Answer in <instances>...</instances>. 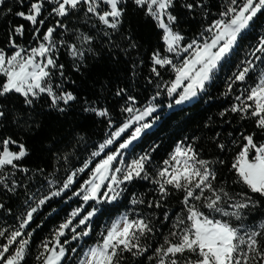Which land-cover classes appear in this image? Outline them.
<instances>
[{"label": "snow or ice", "instance_id": "1", "mask_svg": "<svg viewBox=\"0 0 264 264\" xmlns=\"http://www.w3.org/2000/svg\"><path fill=\"white\" fill-rule=\"evenodd\" d=\"M131 2L161 30L164 52L175 56L173 59L162 54L159 49L154 51L151 72L157 77L161 75L160 68L170 69L174 73V79L166 82L164 87L169 97L176 94V105L206 90V84L228 61L239 39L251 28L258 14L264 12V0H229L225 10L219 14L220 18L212 21L199 39H193L185 45L181 43L184 36L174 30L178 19L173 14L176 0ZM3 3L4 0H0V4ZM15 3L23 10L13 14L32 26L34 46L16 43L15 37H22L26 30L23 24H19L10 29V37L6 42L11 46L10 49L0 47V127L10 112L5 101L13 95L22 97L29 109L42 97H47L50 110L65 113L77 97L63 86L64 65L58 63V52L65 48L73 58L74 69L79 71L87 57L96 54L93 47L95 37L89 32L75 30L74 40L69 42L67 38L58 39L57 30L63 29V33H67L69 29L64 20L83 13L85 22L90 23L112 46L113 34L119 31L123 23L128 0H15ZM181 7L193 11L204 5L202 2L197 3V0H185ZM7 11L13 10L8 8ZM49 18L54 22L45 29ZM130 47H136L135 43ZM260 65H264V35L250 47L246 57L226 78L225 95L235 91L237 82L246 86L235 95L230 108L221 112V116L230 111L239 114L242 120L254 123L252 132H241L232 140L235 154L228 170L234 175L233 183L242 185L243 190L232 193L222 185L216 186L218 177L212 165H224L225 161L201 159L191 144H178L169 159H165L162 166L156 169L154 176H150L146 170L149 154L145 153L128 162L123 150H127L144 130L151 127L150 123L144 121L156 111V107L151 103L143 109L126 105L123 111L129 114L128 119L116 131L109 133V138L99 145V151L93 152L92 157L99 156L133 124L134 130L128 139L119 143L114 152L106 154L95 164L89 179L84 180L79 190L73 193L83 204L55 229L51 239L42 242V251L36 256L39 264H63L69 252L77 254V264H124L127 259L125 254L133 258L145 256L152 248L148 242L150 236L159 230L148 216L141 214L131 219L124 214L112 221L100 234V239L82 253H77V248L65 247L72 241L89 236L91 220L97 211L92 207L83 214L90 201L100 203L103 200H115L122 191L121 185L137 178L151 180L160 194L158 200L147 202L149 208L162 207L161 201L170 194V189L182 193L181 215L172 223V229L164 236L163 243H159L147 256L151 264H264V221L256 226L243 222L244 210L264 206V67L257 72ZM253 74L255 79L248 84ZM57 75L60 81L54 83ZM181 88L182 91L178 92ZM123 93L124 89H120L116 94ZM128 100L135 103L133 97H128ZM84 110L100 117L109 115L106 109L85 107ZM13 122L20 126L19 117ZM24 124L29 131L32 130L27 120ZM109 127H112L111 121ZM12 146L16 150H12ZM218 147L224 151L226 145L218 144ZM28 154L25 143L0 131V189L15 192L19 186L14 179L16 172H28L20 163ZM88 167L89 162H86L68 175L58 190L42 197H28L25 201L27 207L17 217L18 227L0 228V264H25L32 236V232L25 230L33 220L34 213L47 200L69 189L77 173H83ZM56 183V179H49V188H54ZM102 188L106 190L101 192ZM28 201H34L36 206H31ZM131 203L143 204L145 201L134 198ZM77 217L81 218L78 224H74ZM232 217L240 223L233 224L225 219ZM168 219L169 214L165 212L164 220ZM81 226H84L83 230L78 231ZM65 230L72 233L70 238L66 237ZM61 237H66L63 242Z\"/></svg>", "mask_w": 264, "mask_h": 264}, {"label": "trees", "instance_id": "2", "mask_svg": "<svg viewBox=\"0 0 264 264\" xmlns=\"http://www.w3.org/2000/svg\"><path fill=\"white\" fill-rule=\"evenodd\" d=\"M184 2L185 0H176L173 14L178 18L174 30L184 36L182 44L186 45L193 39H199L205 28L220 18L219 14L225 10L229 0H197V3L202 2L204 7H196L193 11L181 7ZM8 8H12L13 11L8 12ZM19 10L23 9L15 0H4V3L0 4V47L10 49L11 46L6 43L10 37V29L19 24H23L26 30L22 37H15L16 43L34 46L32 26L13 14ZM53 22V19L49 18L45 29ZM64 23L69 31L63 33V29H58V39L67 38L72 42L75 30L89 32L95 37L93 47L96 54L89 55L80 65V70L76 71L73 58L68 55L67 50L65 48L59 50L58 63L64 65L65 73L63 86L77 97L65 113L50 110L47 106V97L35 102L31 109L24 105L23 98L18 95H13L5 101L10 112L0 131L5 135L11 134L14 139L25 143L29 154L20 162L28 172H16L14 177L19 184L15 192L0 189V205H3L0 207V228L18 227L17 217L27 207L25 201L29 196L42 197L53 190H58L68 175L83 167L86 162L92 164L80 174L78 182L71 189L47 200L34 213L33 220L25 230L32 232L25 264H39L36 256L42 251V242L51 239L55 229L74 209L83 204V201L73 193L89 176L96 161L92 153L99 149V145L108 138L111 130L128 118L129 114L123 111V108L126 105L136 109L143 108L153 97H156L157 104L165 105L168 99L164 84L174 79V73L167 68L159 69L160 77L151 72L153 52L159 49L162 54H167L164 52L161 30L155 26L153 20L144 16L131 0L126 4L119 31L113 34L112 46H109L106 38L98 34L90 23L85 22L83 13L69 16ZM261 35H264V12L258 14L251 28L239 39L228 61L206 85V90L202 91L191 104L173 109L167 114H162L164 109L160 110V121L130 148L129 157L138 158L145 153L149 154L150 161L146 165V170L150 176H154L156 169L162 166L165 159H169L178 144H191L199 158L213 162L219 159L225 161L224 165L216 163L212 165L218 177L216 186L222 185L232 193L243 190L242 185L233 183L234 175L228 170L235 154L232 140L241 132H252L254 123L251 120H242L239 114L229 111L221 116V112L230 108L235 95L246 86L237 82L234 85L235 91L225 95L226 78L232 75L236 65L246 57L250 47L257 43ZM132 43H135L136 47H130ZM261 67L264 65H260L257 72ZM254 79L255 74L247 83L250 84ZM59 81L60 77L57 75L54 83ZM120 89H124V93L117 95ZM128 97H133L135 103L129 101ZM85 107L106 109L109 115L100 117L95 113L86 112ZM18 117L20 126L13 122ZM25 120L32 126L31 131L24 124ZM109 121L112 124L111 128ZM218 144H225V150L221 151ZM12 149H15V146H12ZM52 178L56 179L57 183L54 188H49L48 180ZM155 188L151 180L137 178L121 185L120 195L111 203L107 200L100 203L90 201L85 206L83 214L92 207L97 209V213L91 220L89 236L82 237L81 242L72 241L65 247L77 248V253H82L100 239L105 227L119 214H127L130 219L141 214L148 216L159 231L150 236L148 242L152 248L145 256L133 258L125 254L127 259L124 264H151L147 256L152 254V249L159 243H163L164 236L172 229V223L181 215L183 209L182 193L172 189L165 200L161 201L162 207L149 208L147 202L158 200L160 196ZM134 198L145 203L133 205L131 201ZM28 203L36 206L34 201ZM202 210L207 212L206 209ZM165 212L169 214L167 221L164 220ZM79 218L81 217H77L73 223L78 224ZM225 219H229L233 224L240 223L234 217ZM260 221H264V206L244 210L245 224L256 226ZM83 227L81 226L78 231L83 230ZM65 231L66 237L70 238L72 235L70 230ZM66 237H61V242ZM76 263L77 254L69 252L63 264Z\"/></svg>", "mask_w": 264, "mask_h": 264}, {"label": "rangeland", "instance_id": "3", "mask_svg": "<svg viewBox=\"0 0 264 264\" xmlns=\"http://www.w3.org/2000/svg\"><path fill=\"white\" fill-rule=\"evenodd\" d=\"M181 43H182V42H181ZM166 55H169L171 58L175 59L174 54H168V53H167ZM207 84H208V83H207ZM207 84H206V85H207ZM177 91H178V92H179V91H182V88H181V89H178ZM201 93H202V92H199L198 95H197V97L192 98V99H190L189 101H185V102H183V103H181V104H179V105H176V104L174 103V98H175L176 94H174L173 97H169L168 94H167V92H166V95H167V99H168V101L165 103V105L157 104V103L155 102L156 97H155V99H152L148 104H150V103L153 104V105L156 107V111H155L154 113H152L151 116L146 117V118H145V121H144V122H148V123H150V124H151V127L148 128V129H146V130H144V132L141 133L140 137H138L137 140L133 141L132 145H130V147H129L127 150H123V151H124V157H125V159H126L128 162H130V161L133 159V158L129 157V155H128V152H129L130 148H131V147H132V146H133V145H134V144H135V143L141 138V136H142L145 132L152 130V129L157 125V123L160 121V117H159V115H160V114H159L160 110L164 109V112H163L162 114H167L168 112H170V111L173 110V109L181 108V107H183V106H186V105H188V104H191L192 102H194V101L198 98V96H199ZM148 104H147V105H148ZM144 107H145V106H144ZM144 107H143V108H144ZM143 108H137V109H143ZM127 119H128V118H127ZM127 119H125V121H124L123 123H125ZM123 123H121L118 127L114 128V129L111 130L110 132H114V131H116L119 127H121V126L123 125ZM134 127H135V126H133V125L130 126V128H129L128 130H126L125 133H122L121 137L117 138V140H116L112 145L107 146V147L104 149V151L101 152V154H100L99 156L95 157L94 160H96V161L94 162L92 168L95 167V164H96V163H98L100 160H102L103 158H105L106 154H108V153H110V152H114V151L116 150V148L118 147L119 143L123 142V140H125V139H128L129 136L131 135V131L134 130ZM107 137L109 138V135H108ZM108 138H106V139H108ZM106 139H105V140H106ZM104 142H105V141H104ZM104 142H103V143H104ZM103 143H102V144H103ZM12 150H16V149H12ZM96 151H99V149L96 150ZM91 164H92V163L90 162V163H89V166H91ZM80 174H81V173H77V175L74 177V181H73V184L70 186V189H71V187H73V186L78 182L79 177H80ZM90 174H91V170H90L89 176H88L86 179H89ZM86 179H85V180H86ZM82 183H83V181L80 183V185H81ZM106 183H107V182H106ZM80 185L78 186V188H77L76 191L79 190ZM105 190H106V189L102 188V189H101V192H103V191H105ZM107 201H108V200H107ZM112 201H114V200H112ZM112 201H108V202L111 203ZM95 202H96V201H95ZM96 213H97V211H96ZM96 213H95V214H96ZM85 214H86V213H85ZM123 215H124V213L119 214L118 216L115 217L114 220H116V219L122 217ZM94 216H95V215H94ZM94 216H93V217H94ZM93 217H92V219H93ZM114 220H113V221H114ZM78 241L81 242V241H82V238H81L80 240H78ZM84 250H85V249H84ZM72 254H73V253H72ZM76 264H77V263H76Z\"/></svg>", "mask_w": 264, "mask_h": 264}]
</instances>
